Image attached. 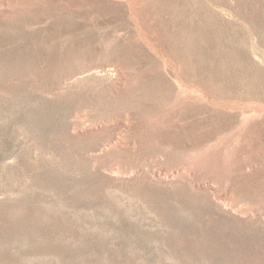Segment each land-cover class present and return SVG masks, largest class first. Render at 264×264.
Segmentation results:
<instances>
[{
	"label": "rangeland",
	"instance_id": "obj_1",
	"mask_svg": "<svg viewBox=\"0 0 264 264\" xmlns=\"http://www.w3.org/2000/svg\"><path fill=\"white\" fill-rule=\"evenodd\" d=\"M0 264H264V0H0Z\"/></svg>",
	"mask_w": 264,
	"mask_h": 264
}]
</instances>
